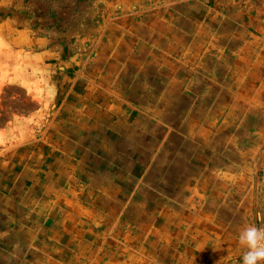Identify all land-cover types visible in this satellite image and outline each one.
<instances>
[{
    "label": "crops",
    "instance_id": "obj_1",
    "mask_svg": "<svg viewBox=\"0 0 264 264\" xmlns=\"http://www.w3.org/2000/svg\"><path fill=\"white\" fill-rule=\"evenodd\" d=\"M6 85L51 118L0 129V264L242 257L264 211V0H0Z\"/></svg>",
    "mask_w": 264,
    "mask_h": 264
},
{
    "label": "rangeland",
    "instance_id": "obj_2",
    "mask_svg": "<svg viewBox=\"0 0 264 264\" xmlns=\"http://www.w3.org/2000/svg\"><path fill=\"white\" fill-rule=\"evenodd\" d=\"M9 68V66H8ZM12 80L11 78H8ZM12 84V83H11ZM262 96V103H264V93L261 94ZM36 103L32 101L30 95L25 91L24 87H20L18 85H6L4 87L3 92L0 95V129L6 125L10 120H12L14 117H27L32 118L37 114V117L40 119L38 123H36L37 130H41L44 127V123L48 118V113L51 110H39L35 109ZM263 109V108H262ZM264 110V109H263ZM254 112L248 113L247 116L249 118H252ZM31 122V121H30ZM34 124V122H32ZM40 126V127H39ZM246 143L248 141H245ZM251 143V142H250ZM250 145V144H247ZM263 149V148H262ZM263 151V150H262ZM261 151H259L260 153ZM252 154V153H251ZM262 154V152H261ZM251 158H246V164H249ZM231 160L233 162L237 161V157H232ZM257 167H259V171L263 173L262 167L264 168V155H262L260 158H256V162L254 163ZM264 178V175L261 174ZM247 179L252 182L255 181L257 184H259L260 175L254 176V179H252V174L248 175ZM252 180V181H251ZM263 191V190H262ZM226 264H242L241 256L236 257L232 260H229Z\"/></svg>",
    "mask_w": 264,
    "mask_h": 264
},
{
    "label": "clouds",
    "instance_id": "obj_3",
    "mask_svg": "<svg viewBox=\"0 0 264 264\" xmlns=\"http://www.w3.org/2000/svg\"><path fill=\"white\" fill-rule=\"evenodd\" d=\"M256 215L260 225L248 224L239 232L238 243L244 249L242 264H264V211Z\"/></svg>",
    "mask_w": 264,
    "mask_h": 264
}]
</instances>
